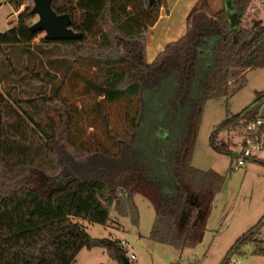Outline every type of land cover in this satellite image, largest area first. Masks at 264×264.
I'll return each instance as SVG.
<instances>
[{
	"label": "trees",
	"instance_id": "1",
	"mask_svg": "<svg viewBox=\"0 0 264 264\" xmlns=\"http://www.w3.org/2000/svg\"><path fill=\"white\" fill-rule=\"evenodd\" d=\"M134 1L52 0L53 10L69 14L72 29L82 36L41 40L64 48L62 68L50 74L51 93L48 81L25 67L16 74L28 73L39 89L22 90L18 97L0 89V264H77L81 249L96 247L122 264L126 251L119 242L92 237L80 220L108 226L113 207L136 222L137 192L154 209L152 241L182 248L202 238L222 184L216 171L190 165L203 105L229 98L246 85L247 70L264 68V26L256 18L246 21L254 0H232L234 20L225 8L212 13L201 4L189 13L185 34L147 62L145 32L157 20L162 0L152 5L137 0L138 7ZM31 18L24 8L17 25L0 32V80L7 48L25 45L31 53L29 45L39 34L30 30ZM74 62L85 66L78 82L83 93L102 97L91 111L72 112L53 84L60 74L69 77ZM120 100L133 106L127 125L114 129L103 107ZM263 100L264 92H258L246 108L227 114L210 135L211 147L238 156L243 127L258 116ZM84 123L103 127L107 141L78 136ZM231 129L239 137L235 146L217 144L218 134ZM263 226L264 215L235 240L220 264L244 244L264 256V240L256 238Z\"/></svg>",
	"mask_w": 264,
	"mask_h": 264
},
{
	"label": "rangeland",
	"instance_id": "2",
	"mask_svg": "<svg viewBox=\"0 0 264 264\" xmlns=\"http://www.w3.org/2000/svg\"><path fill=\"white\" fill-rule=\"evenodd\" d=\"M17 2H19L18 6L15 2L0 0V32L17 25L19 12L24 8H29L30 11L33 7L32 0H17ZM137 2V0L134 1L136 7H138ZM253 4L259 6L257 16L264 25V3L255 2ZM252 15L253 13H250V17L246 21H249ZM36 20L37 16L32 15L31 21L35 22ZM42 39H45L44 32H39L29 45L32 47L31 53L27 51L25 45H14L7 48V58L1 62L3 78L0 80V89L2 92L5 94L10 92L12 96L18 97L22 90L32 92V90L40 88V83L32 80L28 73L20 76L16 74L25 67L35 70L44 81H48V92L51 93L50 74L54 73L56 67L61 66L62 68V63L59 60L64 48L59 45L42 43ZM37 44L39 48L36 47ZM15 46L17 47L15 48ZM70 66L72 69L69 77L65 78L60 74L58 79L53 80V84L59 87L60 98H63L72 112L91 111L94 106L93 102L102 101V97L97 96L93 99L83 93L82 85L78 82L79 72L85 66L81 67L78 62H74ZM45 71H48V76L44 75ZM93 71L90 70V72ZM58 76L59 74L56 75V77ZM244 77L246 85L229 98L208 99L203 105L190 165L198 170L216 171L222 177V184L214 196L212 208L206 220L205 233L198 243L194 246L181 248L152 241L148 235L154 221V209L151 202L138 192L133 196L138 214L136 222H133L128 215H118L113 207L109 209L108 226L80 220L92 237L108 238L119 242L126 254L128 250H132L136 255V259L132 261L133 264L221 263L235 239L249 230L264 215V164L250 162L240 170H231L232 157L226 153L215 151L209 141L212 131L226 118L227 114L234 115L240 112L255 99L258 92H264V68L247 70ZM129 101L134 102L135 99ZM129 101L120 100L104 105L103 110L110 114V126L114 129L127 125L126 113L131 112L133 106V103ZM49 114L55 121L57 120V116L53 112L49 111ZM43 126L45 129H50L48 121L44 122ZM77 135H81V138L87 141H107L104 129L99 125L94 127L89 123H84ZM223 141L231 147L235 146L238 141L236 129L221 131L216 143L219 144ZM61 156L64 159V156ZM262 231H264V226ZM256 238L259 239V235H256ZM123 239L127 242L126 246L121 244ZM234 256L240 260L241 264H256V257L250 252L248 244H244L240 253L234 254ZM75 261L77 264L116 263L100 247L90 250L81 249L76 255Z\"/></svg>",
	"mask_w": 264,
	"mask_h": 264
},
{
	"label": "crops",
	"instance_id": "3",
	"mask_svg": "<svg viewBox=\"0 0 264 264\" xmlns=\"http://www.w3.org/2000/svg\"><path fill=\"white\" fill-rule=\"evenodd\" d=\"M227 2H229V4L232 6L234 10L232 0H162L161 4L158 5L157 7L158 8L157 20L155 21L153 26L149 27L145 36L146 61L151 62L162 50H164L167 44L178 40L185 34L186 21L192 9H194L195 7L201 4H206L212 13H216L224 8L227 9L226 7ZM255 2L264 3V0H254L253 3ZM258 9L259 6L257 5L254 6L253 4L252 6L253 15L251 16L252 18H250L249 21L253 18L259 19L257 16ZM256 114L264 117V100L262 101L261 105L258 107ZM238 141H239V137H238ZM231 165L232 162L230 163V169L232 170ZM262 230L263 228L260 229L258 235H259V239L264 240V231ZM249 247L251 252V246L249 245ZM252 255L256 257L255 260L256 264H264V256L254 255V254Z\"/></svg>",
	"mask_w": 264,
	"mask_h": 264
},
{
	"label": "water",
	"instance_id": "4",
	"mask_svg": "<svg viewBox=\"0 0 264 264\" xmlns=\"http://www.w3.org/2000/svg\"><path fill=\"white\" fill-rule=\"evenodd\" d=\"M152 5L155 0H147ZM33 7L30 14L38 16V19L32 23L30 30L32 32H44L46 40H68L80 39L81 32H76L71 27V18L67 13H57L53 10L52 0H32ZM230 17L234 20L235 13L229 2L226 3ZM122 264H131L127 256L121 255Z\"/></svg>",
	"mask_w": 264,
	"mask_h": 264
},
{
	"label": "built area",
	"instance_id": "5",
	"mask_svg": "<svg viewBox=\"0 0 264 264\" xmlns=\"http://www.w3.org/2000/svg\"><path fill=\"white\" fill-rule=\"evenodd\" d=\"M240 140V153L231 159V168L234 171L242 169L247 163L264 160V117L258 115L248 121L243 127ZM121 244L126 246L127 242L123 239ZM126 255L129 261L136 259V255L132 250H128ZM225 264H241V262L233 255Z\"/></svg>",
	"mask_w": 264,
	"mask_h": 264
},
{
	"label": "flooded vegetation",
	"instance_id": "6",
	"mask_svg": "<svg viewBox=\"0 0 264 264\" xmlns=\"http://www.w3.org/2000/svg\"><path fill=\"white\" fill-rule=\"evenodd\" d=\"M37 19H38V16H37Z\"/></svg>",
	"mask_w": 264,
	"mask_h": 264
}]
</instances>
